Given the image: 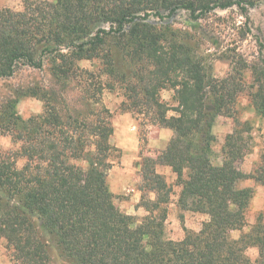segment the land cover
Returning <instances> with one entry per match:
<instances>
[{"label":"trees","instance_id":"16d2710c","mask_svg":"<svg viewBox=\"0 0 264 264\" xmlns=\"http://www.w3.org/2000/svg\"><path fill=\"white\" fill-rule=\"evenodd\" d=\"M259 1L24 0L21 10L0 9V80L22 65L42 68L47 59L70 77L76 60L105 57L113 63L120 51L127 52L143 64L137 80L124 86L132 103L122 105H145L156 124L174 131L157 157H144L142 189L156 192V198L144 200L149 214L136 224L116 205L107 184L110 123L65 121L54 106L28 119L15 115L12 132L22 141L16 154L25 162L19 167L14 154L0 153V239L20 264H52L50 246L65 264H264V222L258 219L239 237L231 235L245 225L255 193L239 183L255 178L264 184V167L255 173L239 168L247 143L238 129L226 137L222 164L211 159L215 119L233 113L245 89L242 75H210L209 62L188 32L149 21L182 9L196 21L234 5L248 19ZM111 40L106 54L101 50ZM249 66L251 100L264 116V57ZM167 87L175 91L176 106L160 98ZM15 103L10 100L8 108ZM170 110L176 113L168 115ZM158 165L176 173L182 208L209 215L200 231L180 240L164 238L166 208L154 211L169 201L170 188ZM250 246L258 247L255 259L247 254Z\"/></svg>","mask_w":264,"mask_h":264},{"label":"rangeland","instance_id":"374dc122","mask_svg":"<svg viewBox=\"0 0 264 264\" xmlns=\"http://www.w3.org/2000/svg\"><path fill=\"white\" fill-rule=\"evenodd\" d=\"M23 6L24 0H0V9L21 10ZM149 21L188 32L194 38L200 55L209 62L210 75L222 78L231 73H241L245 89L237 95L233 113L218 115L215 119L212 132L216 139L212 144L211 159L214 164H222L226 137L238 129L247 143L246 155L238 162L239 168L246 173H255L263 168L264 116L256 111L251 100L255 87L252 85L253 69L249 65L264 57V0L250 8L248 19L234 5L216 9L196 21L190 19L183 9L173 17L162 20L153 16ZM258 38L263 43V53ZM113 45L114 40H111L101 51L107 54V49ZM127 54L120 51L113 63L105 57L76 60L70 77L57 73L54 61L47 59L42 68L22 65L12 76L1 78L0 153L14 154L19 167L25 162L16 154L22 141L17 140L12 132L15 115L28 119L44 114L48 107L54 106L65 121L73 117L82 124H95L99 120L110 123L113 132L109 138L112 148L108 161L112 166L108 171L107 184L116 205L133 215L138 224L149 214L144 200L156 198V192L142 189V162L144 157H157L167 147L174 131L156 124L145 105H133L130 109L122 105L123 102L127 105L132 103L124 86L128 81L137 80L135 74L143 64L139 59H130ZM159 94L169 106L177 105L175 91L171 87L161 89ZM10 100L16 102L15 107L8 108ZM174 113L168 111V115ZM157 170L164 175L170 188L169 201L154 211L157 214L166 208L164 238L180 240L188 231H200L209 215L182 208L179 202L182 185L178 183L176 173L164 165H158ZM239 186L253 187L255 193L245 210V225L233 230V237L250 230L258 219L264 222V184L255 178H247L240 181ZM49 253L52 264H65L54 247H49ZM247 254L252 259L257 258L258 247L250 246ZM0 264H20L4 238L0 239Z\"/></svg>","mask_w":264,"mask_h":264}]
</instances>
